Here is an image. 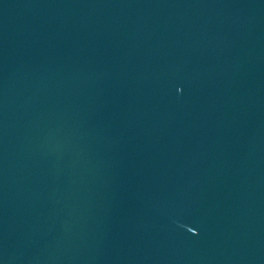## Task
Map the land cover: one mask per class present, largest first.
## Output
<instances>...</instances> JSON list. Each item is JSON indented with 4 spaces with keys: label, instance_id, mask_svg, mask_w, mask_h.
<instances>
[{
    "label": "water",
    "instance_id": "obj_1",
    "mask_svg": "<svg viewBox=\"0 0 264 264\" xmlns=\"http://www.w3.org/2000/svg\"><path fill=\"white\" fill-rule=\"evenodd\" d=\"M0 264H264V0H0Z\"/></svg>",
    "mask_w": 264,
    "mask_h": 264
}]
</instances>
